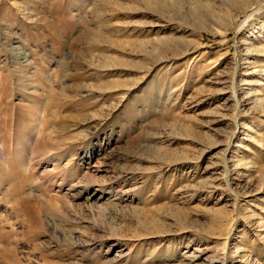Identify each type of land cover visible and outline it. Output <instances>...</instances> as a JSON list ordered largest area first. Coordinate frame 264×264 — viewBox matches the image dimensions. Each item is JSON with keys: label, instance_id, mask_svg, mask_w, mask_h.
<instances>
[{"label": "rangeland", "instance_id": "374dc122", "mask_svg": "<svg viewBox=\"0 0 264 264\" xmlns=\"http://www.w3.org/2000/svg\"><path fill=\"white\" fill-rule=\"evenodd\" d=\"M0 264H264V0H0Z\"/></svg>", "mask_w": 264, "mask_h": 264}]
</instances>
